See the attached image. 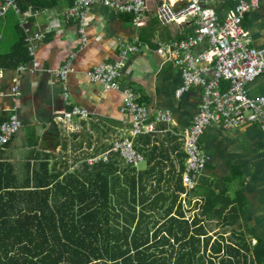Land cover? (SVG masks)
<instances>
[{
    "label": "crops",
    "instance_id": "obj_1",
    "mask_svg": "<svg viewBox=\"0 0 264 264\" xmlns=\"http://www.w3.org/2000/svg\"><path fill=\"white\" fill-rule=\"evenodd\" d=\"M27 1L36 7L29 8L34 12L29 19L31 30L49 27L51 31L36 43L35 55L27 50L24 39L31 60L18 65L25 68L23 71L16 72L18 66H0V124L11 114L20 122L11 141L0 147V162L12 164L21 179L26 163L48 161L49 176L65 173L66 165L70 174L80 170L84 161H76L80 157L94 167L114 154L122 169L132 170L134 195L138 201L148 196L145 204L152 206L157 220L162 219L163 211L180 210L188 224L198 220L204 237L221 239L231 246L245 243L250 248L249 259L254 258L256 248L264 255V151L257 125L244 124L232 130L207 126L199 141L205 167L194 177L192 189L183 182L185 137L198 113L201 89L192 88L175 98L181 84L180 69L165 60L158 47L160 42L179 41L193 34L194 27L186 22L161 24L156 15L160 0H149L150 8L140 25L130 13L94 4L83 22V43L78 22L65 18L74 0ZM114 1L122 4L129 0ZM232 8V0L215 2L219 20ZM19 20L13 11L0 18L1 55L11 50L16 37L13 25L20 26ZM243 27L252 44L264 49V0H258L257 7L245 15ZM126 45L137 49L120 60ZM116 62L120 63L116 89L108 90L89 80L92 68ZM0 63H6L5 58ZM64 68L69 69L65 79L59 75ZM13 79L19 92L16 98L9 95ZM245 88L249 97L264 95V74ZM127 93L146 109V122L155 126L152 132L132 134L130 118L121 111ZM74 107L88 113L86 118L74 120L77 130L63 120L64 113ZM161 113H168L169 119L159 120ZM123 142L139 156L137 162L115 150ZM137 206L138 210L142 207Z\"/></svg>",
    "mask_w": 264,
    "mask_h": 264
},
{
    "label": "trees",
    "instance_id": "obj_2",
    "mask_svg": "<svg viewBox=\"0 0 264 264\" xmlns=\"http://www.w3.org/2000/svg\"><path fill=\"white\" fill-rule=\"evenodd\" d=\"M15 1L22 14L36 8ZM19 27L11 50L0 53L7 69L31 60ZM80 160V170L68 174L65 165L64 174L50 176L48 161L26 163L21 179L0 162V264H264L258 248L249 259L245 243L204 237L198 220L188 224L180 210L157 220L116 155L94 167Z\"/></svg>",
    "mask_w": 264,
    "mask_h": 264
},
{
    "label": "built area",
    "instance_id": "obj_3",
    "mask_svg": "<svg viewBox=\"0 0 264 264\" xmlns=\"http://www.w3.org/2000/svg\"><path fill=\"white\" fill-rule=\"evenodd\" d=\"M216 0H163L157 8L156 15L161 24L186 22L194 27L193 34L179 41L160 42L158 52L180 69L181 84L175 91V98H180L192 88H200V104L194 124L185 137L187 154L186 173L183 175L185 187H194V177L200 174L206 158L200 151L199 141L205 128L212 124L232 130L244 124H255L262 133L264 151V95L249 97L246 84L253 82L264 74V49L252 44L248 31L243 27L245 15L256 8L258 0H232L233 8L219 20ZM94 4L117 9L133 15L134 22L142 24L148 5L146 0H129L119 4L114 0H74L73 6L65 12L66 19L78 22L82 42L83 22L88 8ZM13 11L20 16V27L25 33L27 50L35 55L36 43L42 40L47 32L32 31L29 24L34 15L29 9L22 14L14 0H1L0 18L7 12ZM137 46L126 45L121 51L120 60ZM197 50V51H196ZM35 68L38 63L33 61ZM120 63L102 64L88 72L91 82L100 83L105 89H116L115 79L120 76ZM25 68L18 66L15 71ZM69 69L64 68L59 75L65 79ZM10 97L16 98L19 92L15 80L9 89ZM66 94V98L68 99ZM121 111L129 116L132 123V134L139 135L152 132L155 126L147 123L146 109L137 103V98L131 93L124 96ZM86 110L74 107L71 112L64 113L63 120L72 130L78 127L76 118H86ZM168 113H161L159 120H168ZM20 122L14 114L0 124V147L6 146L19 130ZM119 149L129 161L137 162L139 156L132 153L130 144L119 143Z\"/></svg>",
    "mask_w": 264,
    "mask_h": 264
},
{
    "label": "rangeland",
    "instance_id": "obj_4",
    "mask_svg": "<svg viewBox=\"0 0 264 264\" xmlns=\"http://www.w3.org/2000/svg\"><path fill=\"white\" fill-rule=\"evenodd\" d=\"M84 151H86V149H84ZM84 151L80 152V154H83ZM76 154H77V153H76ZM77 155H78V154H77ZM80 158H82V157H80ZM80 158H79V159H80ZM75 167H76V165H73V169H74V170H75ZM143 167H144V163L141 164V168H143Z\"/></svg>",
    "mask_w": 264,
    "mask_h": 264
},
{
    "label": "water",
    "instance_id": "obj_5",
    "mask_svg": "<svg viewBox=\"0 0 264 264\" xmlns=\"http://www.w3.org/2000/svg\"><path fill=\"white\" fill-rule=\"evenodd\" d=\"M146 1H148L147 3L149 4L150 2H149V0H146ZM162 4V0H160V2H159V6ZM149 8H150V6H148Z\"/></svg>",
    "mask_w": 264,
    "mask_h": 264
},
{
    "label": "bare ground",
    "instance_id": "obj_6",
    "mask_svg": "<svg viewBox=\"0 0 264 264\" xmlns=\"http://www.w3.org/2000/svg\"><path fill=\"white\" fill-rule=\"evenodd\" d=\"M174 1V0H173ZM31 21V20H30ZM47 35V34H46ZM138 42V41H137ZM112 153H113V151H112ZM102 161V160H101Z\"/></svg>",
    "mask_w": 264,
    "mask_h": 264
}]
</instances>
